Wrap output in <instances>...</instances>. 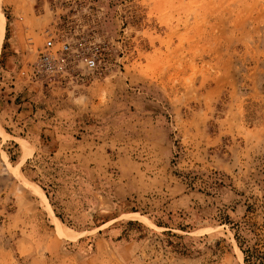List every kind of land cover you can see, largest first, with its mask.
<instances>
[{"label":"rangeland","instance_id":"obj_1","mask_svg":"<svg viewBox=\"0 0 264 264\" xmlns=\"http://www.w3.org/2000/svg\"><path fill=\"white\" fill-rule=\"evenodd\" d=\"M0 8V264H244L246 205L264 252V0Z\"/></svg>","mask_w":264,"mask_h":264},{"label":"built area","instance_id":"obj_2","mask_svg":"<svg viewBox=\"0 0 264 264\" xmlns=\"http://www.w3.org/2000/svg\"><path fill=\"white\" fill-rule=\"evenodd\" d=\"M103 51V44L88 42L84 39L62 41L59 48L55 50L53 39L49 38L44 43L34 70L37 71V68H40L51 71L54 63L67 65L77 61L87 71L92 72L99 69L103 61Z\"/></svg>","mask_w":264,"mask_h":264},{"label":"trees","instance_id":"obj_3","mask_svg":"<svg viewBox=\"0 0 264 264\" xmlns=\"http://www.w3.org/2000/svg\"><path fill=\"white\" fill-rule=\"evenodd\" d=\"M252 207L246 205L245 215L241 219V222L236 224L231 223L226 220L225 222L230 225V230L232 231L233 238L236 245L243 256L244 264H264V252H258L259 239L254 232L255 225H253L250 220L246 217L249 212H251ZM245 233V237L241 235ZM264 244V238L261 239ZM264 247V245H262Z\"/></svg>","mask_w":264,"mask_h":264},{"label":"crops","instance_id":"obj_4","mask_svg":"<svg viewBox=\"0 0 264 264\" xmlns=\"http://www.w3.org/2000/svg\"><path fill=\"white\" fill-rule=\"evenodd\" d=\"M15 11H12V17H11V24L9 27V40H10V52H12L15 49L16 44L18 43V40L20 39L19 37V32L16 26V20H15V14L13 13Z\"/></svg>","mask_w":264,"mask_h":264},{"label":"bare ground","instance_id":"obj_5","mask_svg":"<svg viewBox=\"0 0 264 264\" xmlns=\"http://www.w3.org/2000/svg\"><path fill=\"white\" fill-rule=\"evenodd\" d=\"M1 18H2V11L0 8V26H1ZM1 44H2V34H1V28H0V47H1ZM240 258L242 259L241 254H240Z\"/></svg>","mask_w":264,"mask_h":264}]
</instances>
